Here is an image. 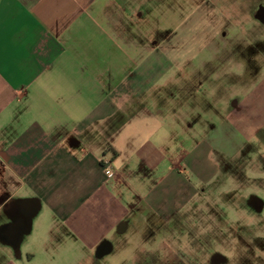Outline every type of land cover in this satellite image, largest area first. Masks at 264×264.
Instances as JSON below:
<instances>
[{
  "label": "crops",
  "instance_id": "0c3cea01",
  "mask_svg": "<svg viewBox=\"0 0 264 264\" xmlns=\"http://www.w3.org/2000/svg\"><path fill=\"white\" fill-rule=\"evenodd\" d=\"M162 2L0 0V264L32 261L16 244L35 234L46 211L53 215L47 235L56 234L54 220L63 223L95 255L122 223L135 226L138 213L146 225L148 212L179 214L202 200L193 187H180L182 204L153 189L144 197L128 190L166 168L169 123L184 122L177 107L187 87L170 93L183 80L168 75L191 53L180 38L170 45L154 13ZM198 3L197 12L211 10L210 2ZM203 19L210 28L211 17ZM191 151L180 150L174 163L190 166L194 178L217 170L212 149ZM12 202L33 204L26 230L6 226Z\"/></svg>",
  "mask_w": 264,
  "mask_h": 264
},
{
  "label": "rangeland",
  "instance_id": "374dc122",
  "mask_svg": "<svg viewBox=\"0 0 264 264\" xmlns=\"http://www.w3.org/2000/svg\"><path fill=\"white\" fill-rule=\"evenodd\" d=\"M206 1L210 11L197 12L198 0H163L154 12L170 45L180 38L191 53L184 68L168 75L169 81L183 80L169 87L170 93L187 87L177 107L184 122L169 123L168 158L174 161L147 186L128 188L142 197L153 189L156 196L178 197L182 204L187 197L180 187H193L202 200L179 214L148 212L146 225L138 213L127 233L108 234L115 245L104 256L92 254L55 220V236L47 235L53 215L46 211L47 219L36 221L35 234L19 249L32 256L27 264H264V0ZM205 17H211L210 28ZM188 124L196 127L194 133ZM196 146L213 150L214 173L194 178L190 166L174 163L180 150ZM4 257L0 244V263Z\"/></svg>",
  "mask_w": 264,
  "mask_h": 264
},
{
  "label": "flooded vegetation",
  "instance_id": "af4514ba",
  "mask_svg": "<svg viewBox=\"0 0 264 264\" xmlns=\"http://www.w3.org/2000/svg\"><path fill=\"white\" fill-rule=\"evenodd\" d=\"M6 210L8 213V222H9L6 225L7 227L9 226L8 229H10V226H13L14 228H18L20 230L24 229L26 223L29 222L28 220L34 212L33 204L31 203L30 205L29 203H25V202H12L11 205H8L6 207ZM130 227L132 226L126 221L118 227L116 233H127L126 231H128ZM8 237L10 241L11 239H13L10 235ZM114 245L115 243H113L112 241L105 240L98 248L96 254L104 256L105 254L113 250Z\"/></svg>",
  "mask_w": 264,
  "mask_h": 264
},
{
  "label": "built area",
  "instance_id": "2783aa9c",
  "mask_svg": "<svg viewBox=\"0 0 264 264\" xmlns=\"http://www.w3.org/2000/svg\"><path fill=\"white\" fill-rule=\"evenodd\" d=\"M111 163L112 162L110 159H103L102 161V167L108 177L114 176V172L112 171V168H111Z\"/></svg>",
  "mask_w": 264,
  "mask_h": 264
},
{
  "label": "water",
  "instance_id": "95a60500",
  "mask_svg": "<svg viewBox=\"0 0 264 264\" xmlns=\"http://www.w3.org/2000/svg\"><path fill=\"white\" fill-rule=\"evenodd\" d=\"M20 245H21V236L19 237V241L16 244V246H17L16 248L20 249Z\"/></svg>",
  "mask_w": 264,
  "mask_h": 264
}]
</instances>
